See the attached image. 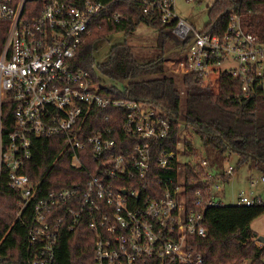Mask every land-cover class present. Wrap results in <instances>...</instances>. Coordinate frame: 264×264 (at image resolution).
I'll return each instance as SVG.
<instances>
[{
  "label": "built area",
  "instance_id": "built-area-1",
  "mask_svg": "<svg viewBox=\"0 0 264 264\" xmlns=\"http://www.w3.org/2000/svg\"><path fill=\"white\" fill-rule=\"evenodd\" d=\"M125 1L139 4L145 13L158 14L162 24L172 25L189 50L188 57L178 63L177 73L196 74L208 84L212 77L228 72L241 80L246 95L264 90V42L244 27L239 10H232L226 28L218 33L205 28L198 31L179 18L175 0ZM109 5L94 0H0V33L5 32L0 42V180L6 172L11 186L22 192L18 216L37 191L26 167L33 169L38 161L42 164L70 153L71 166L85 169L90 150L108 164L98 175L58 167L47 174L76 182L51 190L35 204L26 222L29 264H54L61 229L74 231L82 223L95 234L94 264H209L191 239L206 236L205 209L224 204L215 192L222 191L225 184L220 180L213 183L208 199L195 190L192 206L182 175L178 180H160L165 188L162 192L153 189L158 195H143L139 179L149 173L156 142L170 133L165 111L129 97L104 95L105 85L74 60L92 25ZM113 17L120 20V13L107 16L108 20ZM231 61L236 64L233 68L222 67ZM5 105L14 109V126L7 137L2 127ZM108 107L127 109L124 130L142 140L132 150L115 152L116 141L103 130L87 132L93 108ZM46 143L48 148H44ZM182 154L181 148L178 156ZM157 156L165 167L177 154L164 148ZM201 163L207 167L206 160ZM39 167L34 169L35 177ZM233 169L230 166L222 173L231 174ZM53 172L63 176L53 177ZM201 203L205 207L199 210ZM263 203L261 195L242 191L233 204ZM252 263L243 258L227 264Z\"/></svg>",
  "mask_w": 264,
  "mask_h": 264
},
{
  "label": "trees",
  "instance_id": "trees-1",
  "mask_svg": "<svg viewBox=\"0 0 264 264\" xmlns=\"http://www.w3.org/2000/svg\"><path fill=\"white\" fill-rule=\"evenodd\" d=\"M94 1L110 5L105 15H100L92 25L91 34L80 44L74 59L77 66L89 70L97 82H102V77H106L123 83L122 89L103 87L101 92L104 95L151 103L165 111L171 124L168 137L155 144L148 175L139 179L143 184V195H158L153 189L162 192L165 188L160 180L170 177L178 180V176L182 175L185 176L186 198L189 206H192L196 199L195 190H201L204 199H208L213 183L220 180L227 184L232 180L233 173L224 174L213 168L208 175V166L202 165L197 148L189 139L184 140L183 151L185 156H193L194 160L182 164L178 152L181 149L179 138L183 127H192L199 136L200 145L212 153L215 159L225 162L231 154L237 153L240 156L239 164L250 162L251 166L264 172V90L255 89L246 95L241 80L228 72L218 76L215 86L202 83L193 73L177 76L168 74L166 53L180 47L170 45L172 25L162 24L158 14H147L136 3L125 0ZM233 9L242 14L244 27L264 42V0H215L208 6L209 22L205 30L222 32ZM114 13H120V20L114 17L108 20L107 16ZM141 25L157 29L158 54L155 57L142 60L137 56L133 44L126 39L111 47L106 62H96L94 50L98 41L120 32L130 38ZM4 33H0V42ZM180 79L184 90L178 86ZM182 99L185 103L183 114ZM13 110L11 105L3 108L2 127L5 137L14 126ZM127 112L124 107L93 108L86 130L89 134L103 130L116 141L115 152L132 150L142 140L128 135L124 130ZM44 148H48L47 143ZM164 148L177 154L165 167L159 164L157 156V151ZM71 161L70 153H67L53 161L47 159L42 164L38 161L33 164V169L25 168L37 191L21 216H18V202L24 199L22 192L11 186L9 176L4 172L0 180V264H29L31 254L28 250L29 229L26 222L33 215L35 204L51 190L76 182V179L47 177L52 168L75 173L87 171L98 175L108 165L96 159L91 150L90 156L84 161L85 169L72 167ZM38 167L39 173L35 177L34 169L37 171ZM204 207V203L199 204V210ZM263 215L264 203L210 206L205 209L206 236H195L191 242L209 264H227L243 258L251 259L252 264H264V242H261V246L257 245L261 235L252 227V223ZM94 241L95 234L86 223L80 224L74 231L63 227L55 249L54 264H94Z\"/></svg>",
  "mask_w": 264,
  "mask_h": 264
},
{
  "label": "rangeland",
  "instance_id": "rangeland-1",
  "mask_svg": "<svg viewBox=\"0 0 264 264\" xmlns=\"http://www.w3.org/2000/svg\"><path fill=\"white\" fill-rule=\"evenodd\" d=\"M215 0H175V10L176 14L179 18L186 20L189 24H191L196 30L201 31L205 28L207 23L209 22L208 16V5H211ZM172 38L170 41V45L175 47L179 45L181 50L175 52H167V61L166 65L168 66V74L177 76V69L180 68L181 61H184L186 57H188V49L183 46V41L179 40L175 33L172 31ZM128 40L135 47L136 54L142 60L150 59L155 57L158 54L156 47V39H157V29L151 26L141 25L136 33L127 38L124 33H116L106 37L103 40H100L95 45L94 56L97 63H103L108 60L109 52L112 46L122 43L125 40ZM178 39L179 41H176ZM171 52V53H170ZM176 62L173 65V62ZM236 64L234 61L230 63L224 64L223 68L234 67ZM180 76H178L179 78ZM211 84L216 85V79L214 77L211 78ZM102 83L105 86H115L122 89L123 83L121 81H116L112 79H108L106 77H102ZM178 86L183 89L182 80L178 81ZM215 88V87H214ZM216 89V88H215ZM184 99L181 102V112H184ZM185 139L192 140L194 145L197 148L198 159L207 161V170H216L218 172H222L223 169H228L230 166L235 167L233 172L232 180L223 185L222 191H216V196H220V198L224 201V204H233L236 201V197L240 192L250 193L253 191L255 194L261 195L264 198V172L256 167L250 165V162H245L239 164L240 156L237 153L231 154V157L222 162V160L218 158H214L213 154L206 151L205 148L200 145L199 136L193 130L192 127H183L182 132L179 138L180 147L183 149V142ZM180 159L182 164L185 161L194 160L193 156L188 157L185 155H181ZM38 166V165H37ZM36 166V167H37ZM183 169V168H182ZM53 177L63 176L61 172H53ZM253 229L260 232V235H263L264 232V215L257 218L252 223Z\"/></svg>",
  "mask_w": 264,
  "mask_h": 264
},
{
  "label": "water",
  "instance_id": "water-1",
  "mask_svg": "<svg viewBox=\"0 0 264 264\" xmlns=\"http://www.w3.org/2000/svg\"><path fill=\"white\" fill-rule=\"evenodd\" d=\"M209 6V5H208ZM182 48H178V49H174V50H172L171 52H175V51H178V50H181ZM170 52V53H171ZM127 82L128 81H126L125 82V84H127ZM259 240H260V242H264V235H261L260 237H259Z\"/></svg>",
  "mask_w": 264,
  "mask_h": 264
}]
</instances>
